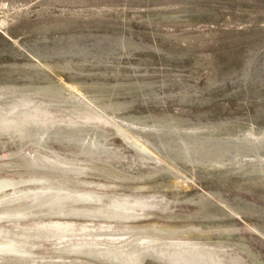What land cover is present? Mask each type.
I'll return each instance as SVG.
<instances>
[{
    "label": "bare ground",
    "instance_id": "6f19581e",
    "mask_svg": "<svg viewBox=\"0 0 264 264\" xmlns=\"http://www.w3.org/2000/svg\"><path fill=\"white\" fill-rule=\"evenodd\" d=\"M157 1L160 7H164V11L165 7L176 11L166 9L168 13L152 14L153 10L149 9L152 4L145 14L137 15L140 24L145 22L148 25L155 24V27L158 23L185 24L199 19L207 8H204L203 0ZM129 15L124 16L122 12L116 11L113 16L118 21L127 22ZM23 16L25 14L20 13L12 19L14 22L21 21ZM71 21L70 18L61 17L34 25L27 30L32 35L26 44L11 36L8 31L0 32L6 38L3 43L0 42V146L36 149L38 152L26 164L31 163L29 169L33 171L46 172L43 176L0 174V214L13 201L38 205L40 208L45 206L46 210L53 205L61 209L57 215L31 218L61 219L58 222H46L42 226L48 228L34 232L25 231L27 227L23 222L28 218L9 221V215L2 214L0 246L7 247L0 252V264H143L146 260L150 261L149 264H264V258L251 250L231 220L233 218L236 221L234 216L242 221L246 217H253L251 219L255 223H250L246 228L264 239V207L241 198V195H236L232 200L223 195V191L228 188L242 192L255 188L257 196L264 201V120L258 121L264 115V95L260 90L264 70L256 67L263 53L259 54L257 49L247 50L239 65H227L219 75L217 69L215 71L213 68L216 73L213 72L214 76L211 77L208 75L203 90H199L197 85L192 84L193 80L188 82L180 77L164 78L163 74L162 78L155 79L149 65H152L151 59L154 57L162 59L160 61H164V66L165 62L179 63L190 58L205 38L198 39L200 34L197 38L198 34L195 37L191 35V42L176 38L178 40L172 41L170 47L164 49L158 43H153V40L152 43L135 41L130 36L133 30L129 24H96L93 25L96 30L87 28L82 32L74 29L78 26L72 23L75 19ZM5 23L4 15L0 19V28ZM19 28L17 30L21 31L22 28ZM70 28L76 32L63 40L57 31ZM55 32L57 34L54 35ZM136 32L139 35L140 31ZM154 34L160 37L163 35ZM86 36L91 37L88 44V41L81 40ZM188 36L184 37L189 39ZM185 38L181 36V39ZM48 40L49 44L46 43ZM262 61L264 66V58ZM197 63L201 64L199 61ZM63 72H67L66 82L59 80ZM226 80L231 88L222 91ZM242 86L246 90L248 88L246 93L239 91ZM66 89L70 90L69 94L65 93ZM220 91L222 93L218 95ZM228 91H233V94L228 95ZM217 96L234 102L235 109L243 107L245 100L251 99L249 101L254 103V111H250L252 121L243 125L236 117L238 114L229 116L228 111V116L209 119L206 114L209 110L205 107L211 106ZM136 102L141 107H135ZM151 103L190 106L194 109L195 119L181 116L183 109L179 114L175 113L178 109L173 112L168 109L154 112L148 108ZM220 104H217L218 107ZM225 105L221 106L223 112L229 109ZM202 115L205 121L200 120ZM157 156L164 161L159 162ZM27 157L30 159L31 156ZM75 158H83V161L78 162L87 163L80 168L91 172L90 180L114 187L119 194L109 193V196L102 197L96 191L80 189L78 179L64 180L67 174L78 175L80 168L70 165L77 162ZM0 160L2 165L4 160ZM199 181L211 187L203 193L183 192L181 198L177 197L180 191L178 195L173 191L177 188H193L191 182ZM124 188L127 191L123 194ZM166 190L173 192L172 196L178 200L183 199V203L194 205L193 209L187 213L171 209L173 201L163 195ZM102 203H105L104 206ZM71 205L84 209L81 215L85 219L116 221V225L101 224L95 228L80 222L83 219H77L79 222L65 221L63 217L70 215ZM146 211H150V215L162 212L163 221L147 222L142 228L123 226L126 221H136ZM67 223L77 228L73 231L77 237L89 236L95 239L91 242L73 241L50 248L42 245V241L48 238L61 237L63 224ZM124 233L128 235L124 236ZM101 238L110 239L102 241ZM37 258L41 259L37 261Z\"/></svg>",
    "mask_w": 264,
    "mask_h": 264
},
{
    "label": "rangeland",
    "instance_id": "374dc122",
    "mask_svg": "<svg viewBox=\"0 0 264 264\" xmlns=\"http://www.w3.org/2000/svg\"><path fill=\"white\" fill-rule=\"evenodd\" d=\"M154 1H155L156 5H154L155 4ZM210 1L213 4L212 3L207 4V2H210ZM147 2H149V3L146 4ZM157 2H158L157 0H69V1L68 0H7V1L6 0H0V6L2 5L1 3H3V5L0 8V19L3 18L4 15H5V18H6V23L1 25L0 32H3L2 30L8 31V33L11 36H15L17 40L23 41L26 44L29 41L28 37L31 38V35H32L31 33L27 32V30H29L31 27H34V25L36 26L38 24H43V23L50 22V20L54 21V19L58 20V18L61 19V17L62 18L66 17V19L70 18V21L71 20L74 21V19H75L74 22L71 21L73 24H75V25L77 24L78 25L74 29L77 28L76 31H82V32L86 31L87 28L88 29L91 28L92 30H94L95 29L94 26L96 24H106V25H114V26H116V24H118V26H121V24H123V23L126 24V25L129 24L131 29L134 31L133 32V31L130 30L131 31L130 32V36L135 41L142 42V43H150V42L152 43V40H153V43H158L164 49L167 48V47H170L172 41L178 40L179 38L183 42H191L193 40L192 38L195 37L194 35L198 34L195 37V38H197L199 36V34H200L198 39L199 38L202 39L203 37H205V38L202 39L201 44L198 46V49L193 52V55L191 54L189 56L191 59L187 57L185 59V61L182 60L179 63H172V62H167L166 63L165 62L166 66H164V61L163 62L160 61L162 59H160L159 57H154L153 59H151L152 65L150 64L149 65L150 68L148 67L151 70L152 77L154 76L155 79L156 78H158V79L162 78V74L165 76L164 78H170V79L171 78H176V79H180L181 78V80H184V78H185V80L187 79L188 82L193 80L192 82H194V83H192V84H194L195 86L197 85V88L199 90L201 88H202L201 90H203L204 85H205L204 84L205 80L210 75L214 76V75H212V73L215 72L216 69H217L216 72L219 75L221 73V71L225 68V66H227V65L230 66L231 64L239 65L241 60H242V58H243V56H244V54L247 52V50H251V51H257L258 50L259 54L263 53L262 55H264V0H203V2H204L203 6H205L204 8H206V7L207 8L204 11L205 13L203 12L201 14V17L199 18L202 21L201 20L199 21V19H197L195 21H191V22H188V23H185V24L180 23L182 25H180L179 23H177V25L176 24L173 25V24H165V23H161L160 24V23H158V24H156V27H155V24L148 25L149 23H145V22L140 24L141 21H139L137 19L138 18L137 15L138 14L139 15L145 14L146 13V9L151 7L150 5H152V4H153L152 7H151L152 9L149 8L150 11L153 10V11H151L152 14H155V13H168V11H174L175 7H176V9H178L177 5H174L175 6V7H173L174 10H172V8L170 10V8L165 7V11H164L163 10L164 7L161 6V7H163V8H161L158 5ZM144 3L147 5V8L145 7ZM141 6H142V8H141ZM29 8L32 10V13H31V10H29ZM117 8H119L120 10L119 9L116 10ZM211 8H212V10H209ZM5 9H6V11H5ZM34 9H35V11H34ZM113 9H114V11L112 12ZM140 9H142V10H140ZM154 9L157 12H155ZM157 9H159V10H157ZM166 9L167 10L169 9V10L167 11ZM214 9H215V11H214ZM143 10H145V11L143 12ZM2 11H4V12L2 13ZM19 11H21V12H19ZM116 11H117V13H121L122 12V15H124V16H126V14L129 13L130 14L129 15L130 18L128 20H126L127 22H125V21L121 22L120 20L118 21L115 18L116 16H113V15H116ZM159 11H161V12H159ZM132 12H133V14H132ZM208 12H211V13H208ZM20 13H22V14L24 13L25 14V16H23V20L14 22V20L12 18L14 16L20 14ZM109 14H111L110 17H107V16H109ZM26 16L28 17V19H27ZM81 16L83 18H81ZM204 16H205V18H204ZM91 17H93V18H91ZM133 17L136 18V19H134ZM211 17H213L214 19H212ZM8 18L12 19V20H9ZM78 18H79V20H77ZM95 18H96V20H99V21L96 22ZM207 18H209V19L211 18V19L207 20ZM111 19H112L113 22H111ZM80 20H82L83 22L81 21V23H80ZM215 20H217V21H215ZM105 21H106V23H105ZM145 24L148 25V26H145ZM5 25H6V27H5ZM19 26H20V28H19ZM83 26H84V28H83ZM87 26H90V27H87ZM14 27H15V29H14ZM78 27H79V29H78ZM18 28L19 29L22 28L23 30L21 29V31L20 30L18 31L17 30ZM74 29L70 28L68 30L66 29L64 31H61V32L57 31V32H59L58 34L61 35V38L64 40L65 37L69 36L71 33H75L76 32ZM155 29H157V31ZM136 31H138V32L140 31L139 35H138V33ZM57 32H55L54 35L57 34ZM132 32L134 34H132ZM141 32H142V34H145V35L144 36H142V34L140 35ZM154 32H156V34H160L158 32H161V34L164 35L165 40H164V38H162L163 35L160 34L161 37L159 35L155 36ZM181 32L183 34L180 35ZM135 33H137V34H135ZM210 33H213L214 35L213 34L212 35L214 37H212L210 35ZM22 34H24V35L26 34V35H29V36H26V35L24 36ZM151 34H152V36H151ZM167 35H169L170 37H167ZM48 36H51V33H48ZM153 36H154V39H152ZM181 36L183 38H185L184 36H188L189 39L185 38L183 40V39H181ZM206 37H207V39H206ZM155 38H156V42H155ZM160 38H162V39H160ZM176 38H178V39H176ZM4 39H6V38L2 37V34L0 33V42L3 43ZM90 39H91V37L86 36V37L82 38L81 40L88 41V42H86V44H88L90 42ZM46 43L49 44L50 41L48 40ZM250 46L252 48H254V47L255 48L252 49ZM258 46H262V47L259 48ZM243 49L244 50L246 49V50L244 51ZM209 54H212L213 57L211 55H209ZM262 55L260 54V56H261L260 58L261 59L259 58L258 63L256 64V67L257 68L259 67L258 69H263L264 70V66H262V63H263L262 60H263L264 57ZM198 56H200V57H198ZM135 57H133V58L135 59ZM195 57L198 58V59H196ZM203 57L205 59L207 57L206 61H205V59ZM199 58H201V59L199 60ZM209 58L210 59L212 58V59L210 60ZM193 59H194V61H192ZM202 59L206 62L205 65H204L205 62H203V63L200 62V61H203ZM155 60H156V62H155ZM157 60H159L158 62H161V63H158ZM183 61H184V64L182 63ZM198 61L201 64L198 65V63H197ZM162 63H163V65H162ZM170 63L173 64V66H176V67L174 68L173 66H171ZM209 63H211V64L213 63L212 64L213 67ZM156 64H158L159 66L156 65ZM174 64H176V65H174ZM180 64L181 65L183 64L182 65L183 67H178L177 68L178 65L181 66ZM215 64H217V65H215ZM153 65H155V66H153ZM195 65L196 66L198 65V66L196 67ZM202 65H204V66H202ZM167 66H169L170 68L169 67L166 68ZM207 66H209V67H207ZM215 66H217L218 68L215 67ZM210 67H211V69H210ZM180 68H181V70H180ZM208 68L210 70H208ZM213 68H215V71L213 70ZM169 69L171 71L172 70L173 71L171 72ZM182 69H183V71H182ZM163 70H165V71L167 70V71L165 72ZM168 70H169V72H168ZM185 70H186V72H185ZM174 71H175V73H174ZM209 72H210V74H208ZM168 73H171V75H169ZM165 74H167V75H165ZM173 74H174V76L177 74L178 78L174 77ZM217 74H215V75H217ZM263 74H264V71H263ZM60 75H61V77H59V80L61 82H66L67 78H68L67 77V72H65V73L63 72ZM170 76H172V77H170ZM263 78H264V75H263ZM56 80H58L57 77H56ZM230 88H231V84L229 83L228 80H226L224 82V85L222 86V91L224 89H225L224 91L229 90ZM243 88H244V90H243ZM247 90H248V88H247ZM247 90H246L245 86H242V88L239 89V91H241L243 93H246ZM260 90H261V93L264 95V80H263V85H261V87H260ZM222 91L218 92V95H220L222 93ZM69 92H70L69 89L65 90V93L69 94ZM230 92L228 91V95L229 94L230 95L233 94L232 93L233 91H230ZM249 100H251V99L245 100V102H244L245 105L243 106L244 108L243 107H236V109H235L234 107L236 105L234 106V104H235L234 102L226 101V100H224V98L222 96H217L214 99V101L212 102V104H210L211 106L205 107L206 110H209L206 113L207 117L209 115V119H214V117H216V116L225 117V115L228 116V114H229V116L231 114L233 116L238 114V115H236V117L239 119L240 123L241 124L244 123L243 125H246V123L248 124L250 121H252V114L251 113L254 111V107H253L254 103L252 101H249ZM246 103H248V104L246 105ZM217 104L218 105L220 104L221 106L222 105L224 106V104H226L225 106H228V108L230 110L227 108L228 110H224L225 112H223L221 106L218 107ZM138 105L141 107V105L136 102L135 103V107H137ZM178 105H180V107ZM230 106H231V108H230ZM189 107L190 106H186V105L182 106L181 104H177V103H169L167 105H163L161 103L160 104L151 103L148 108L152 109V111L154 110V112L156 110H158L157 112H161L162 110L164 111L166 109H168L167 111L170 110L169 112H171V111L173 112V111H175V109L176 110L178 109V111H175V113H178V114L181 113L182 109H183L184 112H182L180 115L183 116V117L186 116V118L188 117L189 119L193 120V119H195V118H193V117H195L194 116V112H193L194 109L193 108L191 109V107L190 108ZM148 108H146V109H148ZM172 108H173V110H172ZM239 108H242L244 110L239 109ZM246 108H247V110H246ZM186 109H187V111H186ZM190 109H191V111H190ZM218 109L220 111H218ZM229 111H231V113ZM250 111H251V113H250ZM240 112H242V113H240ZM191 113H193L192 114L193 116L191 115ZM213 113H214V115H212ZM185 114H188V116L185 115ZM203 117H205V116L202 115V117H200L201 121H205L206 120V118H203ZM263 120H264V115H262L261 119H259L258 121H262L263 122ZM262 122H259V123H262ZM3 148H5V149H3ZM22 149H19V148L16 149V147H12L10 149L9 147H1L0 146V158H2L4 160V163L2 165H0V174H12V175H16V176H31V175H34V174L37 175V176L38 175H40V176L46 175L45 171H41V170L33 171L32 169H29L30 166H31V163L26 164V162L31 161L33 159L32 156L38 151L36 149H33L32 147H28V148L24 147ZM14 150H16V151H14ZM28 155L31 156L30 159H28V157H27ZM157 157H158L157 159H158L159 162L162 163L164 161L161 157H159V156H157ZM125 158H127V156ZM74 160H77V162L70 164L71 166H75L77 168L78 167L80 168V167H84L85 165H87L86 162H82V163L78 162V161H83V158H77V159L75 158ZM115 160H116V158H115ZM1 162H2V160H0V163ZM107 163L111 164L109 161H107ZM111 165H113V164H111ZM30 171H33V173H31ZM90 173L91 172L89 170H84L83 171L80 168L78 170V172H77V174H78L77 176H73V175L67 174V175H65V177L63 179L64 180L65 179L66 180L78 179V183H79L80 189L96 191L97 194H101L102 197L109 196L108 195L109 193H115V195H116V193L119 194V192H116V188H114V187H109V186H107L105 184H97L96 181H94L92 179L90 180V177H89ZM113 179H116V177H114ZM196 183L195 182H191V186L193 184L192 187L194 189L189 186L190 188H185L184 189L186 191H184V190H182L180 188H177L178 190L176 189L178 192L175 189L173 191L176 192L175 193L176 195H178V193L180 191L181 194H179L177 197L181 198V195L183 197V194H182L183 192H185V194L188 191H190V192H188L189 194H195V192L203 193L204 191L206 192L211 187V185L209 186L203 181H199V182H196ZM122 184H124V183H122ZM115 186H116V183H115ZM108 189H110V190H108ZM120 190H118V191H120ZM126 191H127V189L124 188V191L122 193L124 194V193H126ZM185 194H184V196H185ZM163 195H164V197L168 198L169 200L171 199L173 201L171 209H173L174 211L187 213V212H190L191 209H193V207H194V205H192V204H187L186 202L183 203L184 202L183 199L178 200L179 198L173 197L172 196L173 192L171 193L170 190H168V192L166 190V193H163ZM223 195L228 200H232L236 195H238V196L241 195L240 196L241 198H243V199H245V200H247L249 202H253L255 204H258V205L264 207V201L261 200L257 196L255 188L254 189L252 188L251 191H248V192H244V191L242 192V191L236 190L235 188H228L227 191H223ZM176 201H178V202H176ZM104 204L102 203V206H104ZM55 206L53 205L49 210H46L44 208L45 206L43 208H40V207H38V205L32 206V205H30V203H24V202H19V203L15 202L14 203V201H13V203L11 202L10 204H8L6 206L7 209H6L5 212L1 211L3 215L0 214V216L1 215L2 216L9 215V218H8L9 221L11 219H20V220L22 219L23 220L26 217V218H28V220L23 222L24 225L27 227V229H25V231H27V232L42 231V230L48 228L46 226H42V224H44L46 222H51V221H55V222L57 221L58 222L61 219H59V218H51V219H41V220H39V219H31V218H39V217H44L46 215H51L52 216V215H57V214L61 213L60 212L61 209L59 210V207L58 206L55 207ZM29 207H30V209H29ZM32 207H35V208H32ZM54 207L56 209H58L59 211L57 212V210H55ZM11 208H13V209H11ZM81 209L82 208L80 206L76 207L74 205H71V211L69 212L70 215L68 214L69 216L67 215L66 217H63V218H65V221L68 220V221H72V222H79L77 219H80V220L83 219L80 222H82V223L84 222L88 227H95V228L99 227L101 224L102 225H108V226L116 225V221L107 222V221H96V220H93V219H85L86 217L81 215V214L84 213V209H82V210ZM25 210H27V211H25ZM45 211H46V213H45ZM38 212H39V214L41 213L40 214L41 216L38 215ZM77 212H78V214H77ZM25 213H26V215H25ZM149 213H150V211H146L136 221H126L125 223H123V226L131 227L132 229H134L135 227L142 228V227H144L146 225L147 222H159V221H163V219H164V218H162L164 216V214H162V212L157 211L156 214L154 213V214H151V215ZM146 215H150V216L147 217ZM251 218H253V217H251ZM234 219L237 221L239 219V217L237 219V216H234ZM250 219H249V217H246L243 220V221L246 220V222H243L241 219H239L236 222V221L233 220V218H231L232 223H235V226L242 233L243 239H245V241L248 243V245H250L249 247L251 248V250H253L256 253H258V255L263 259L264 258V241H263L264 239L261 238L260 236L258 237V234L256 232H254L253 230H250L249 228H246L247 226L249 227L250 223H255L254 219H251V220ZM240 220H241V222H240ZM192 221L195 222L196 220L192 219ZM252 221H254V222H252ZM239 223H241V224H239ZM154 228H155V226H154ZM63 229H64V232L61 235V237H56L54 239L48 238L47 240L42 241L43 242L42 245L44 247H46V248L47 247L50 248V247H53V246L55 247V246H59V245H63V244H68V243L73 242V241L74 242H82V241L91 242V241H93V239H95L94 237H89V236H79V237H77L74 234V232H73V231H75L74 229H77V228H74V224H71V223L63 224ZM123 235L127 236L128 233H124ZM124 238H126V237H124ZM109 239L110 238H107V239L101 238L102 241L103 240L107 241ZM130 239H131V237H130ZM114 240H115V243H116V239H114ZM6 247L5 246H0V252H2V250H5ZM33 254H35V253L33 252ZM40 259L41 258H37V261L40 260ZM57 259H59V257ZM149 263H150L149 260H146V261L143 262V264H149Z\"/></svg>",
    "mask_w": 264,
    "mask_h": 264
}]
</instances>
